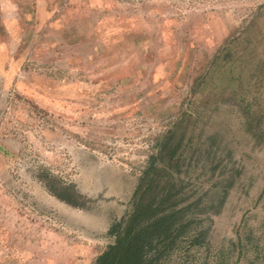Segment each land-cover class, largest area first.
<instances>
[{
  "label": "rangeland",
  "instance_id": "374dc122",
  "mask_svg": "<svg viewBox=\"0 0 264 264\" xmlns=\"http://www.w3.org/2000/svg\"><path fill=\"white\" fill-rule=\"evenodd\" d=\"M170 130L158 264H264V0H0V264L93 263Z\"/></svg>",
  "mask_w": 264,
  "mask_h": 264
},
{
  "label": "trees",
  "instance_id": "16d2710c",
  "mask_svg": "<svg viewBox=\"0 0 264 264\" xmlns=\"http://www.w3.org/2000/svg\"><path fill=\"white\" fill-rule=\"evenodd\" d=\"M225 53L232 55L220 51V58L227 57ZM174 133L168 131L157 143L158 148L149 156L133 191L131 212L111 223L107 233L114 236V241L91 264H158L186 237L189 223L184 220V214L190 205L179 206L186 199L182 197L181 185L163 182L161 176L165 171L168 174L176 171L181 163L180 149L185 144L182 145V135L172 142ZM56 194L61 200L75 204L68 191ZM200 237L201 234L191 242L198 243Z\"/></svg>",
  "mask_w": 264,
  "mask_h": 264
}]
</instances>
